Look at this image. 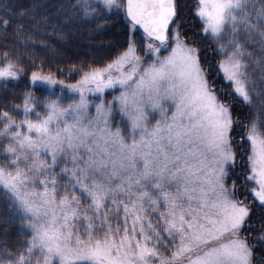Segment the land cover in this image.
Listing matches in <instances>:
<instances>
[{"label":"snow or ice","instance_id":"obj_1","mask_svg":"<svg viewBox=\"0 0 264 264\" xmlns=\"http://www.w3.org/2000/svg\"><path fill=\"white\" fill-rule=\"evenodd\" d=\"M40 7L0 0L4 93L29 70L25 57L36 67L20 102L0 105V207L8 213L0 223L19 225L17 248L7 231L0 236V264H257V251L264 264V227L241 235L254 208L264 217V135L218 99L190 46L198 41L184 38L177 0H62L64 24L99 30L122 13L147 38L139 50L129 39L102 67L81 65L72 84L31 55L46 45L41 32L52 19ZM193 15L226 56L219 68L239 102L252 107L255 96L264 108V74L258 87L244 63L253 56L246 42L258 38L264 51V0H196ZM237 127H247L251 154L239 165L244 182L228 187L243 148Z\"/></svg>","mask_w":264,"mask_h":264},{"label":"trees","instance_id":"obj_2","mask_svg":"<svg viewBox=\"0 0 264 264\" xmlns=\"http://www.w3.org/2000/svg\"><path fill=\"white\" fill-rule=\"evenodd\" d=\"M31 2L32 0H24L26 4H31ZM37 2L42 5L39 9L40 15H47L52 17V19L47 25V31L41 32V35L45 38L46 45H41L38 42L36 50L32 51L31 55L36 60V65L43 62L45 71L51 69L55 73L56 78L64 80L65 84L75 83L80 78L79 69L81 65L102 67L110 62L118 53L125 50L129 39L136 42L138 50L142 46L144 47L147 40L145 34L138 27L133 32L129 27L125 26V23L122 22V13L119 17L113 16L102 29L98 30L95 23L73 22L64 24L63 16H57L60 11L58 6L62 0H37ZM195 3L196 0H177L181 23L183 24L182 30L186 32L184 38L188 40V37H191L193 40L198 41L191 45L199 50L201 66L211 82V87L214 90L217 89L218 98L230 106L233 119L239 120L241 125L248 127H250L252 122H257L259 134L264 135V108L259 106L255 96L253 97L252 107L244 106L235 95L233 86L225 81L219 68V63L226 56L218 52L219 45L217 43L203 38L201 22L193 15ZM194 33L195 35H193ZM9 40L11 42V37ZM241 42L244 43V41ZM221 43H226V40H221ZM0 47H2V44H0ZM227 52L230 53L231 48H228ZM245 52H253L251 58L245 55L244 63L248 65L249 77L251 80L256 81L259 87V80L261 75L264 74V63L258 64L256 61L264 57V51H262V45L258 38L245 43ZM24 62L25 67L29 68V70L21 80L10 82L7 93H4L2 87H0V105H3L7 100H11L12 97H15V102L19 103L21 94L27 90L31 71L36 70V67L30 65L27 57L24 58ZM33 91L37 99L42 98L41 91L35 89ZM106 96L108 99L111 98V95L107 94ZM17 118L19 119V117ZM241 132L244 133L243 137L234 134L235 140L243 145L242 149H237V162L239 165L244 164L249 150V144L246 139L247 127L236 128V133ZM239 165L236 168L242 170V173L237 179L231 178L230 181H227L228 185H232L233 180L236 181L237 185L244 182V174L247 172V168H242ZM236 168L233 174L236 173ZM62 181H65L64 178L58 177V183L63 186L64 183ZM75 194L81 198V205L86 207L88 202L84 196H81L79 192ZM7 216V211L0 207V218H6ZM252 216L248 224L245 225L244 234L254 237L264 227V217L261 216L258 208H254ZM18 228V223H0V236H3L5 231H7V243L12 249L18 247ZM248 229L251 230L247 233ZM20 239H23V237H20ZM256 260L257 264H259V251L256 252Z\"/></svg>","mask_w":264,"mask_h":264},{"label":"rangeland","instance_id":"obj_3","mask_svg":"<svg viewBox=\"0 0 264 264\" xmlns=\"http://www.w3.org/2000/svg\"><path fill=\"white\" fill-rule=\"evenodd\" d=\"M147 39V38H146ZM146 43H147V40H146V42H145V45H144V47H146ZM190 46H192V45H190ZM166 54V53H165ZM226 58H224L223 60H225ZM202 67V66H201ZM203 69V68H202ZM204 70V69H203ZM205 72V71H204ZM221 72H222V70H221ZM222 74H223V72H222ZM208 79V78H207ZM209 81V80H208ZM226 81V80H225ZM228 82V81H227ZM209 84H210V86H211V82L209 81ZM212 88V87H211ZM213 89V88H212ZM214 90V89H213ZM109 91H111V90H109ZM215 91V93H216V95H218L217 94V89L216 90H214ZM113 95H118V93H116V92H113L112 93ZM107 95V93L105 94V96ZM107 97V96H106ZM105 97V99L106 100H111L112 99V96H111V98H106ZM218 97V96H217ZM219 99V98H218ZM220 100V99H219ZM221 101V100H220ZM222 102V101H221ZM223 103V102H222ZM158 118V117H157ZM117 120H118V118H117ZM152 123H155V120L153 119L152 120ZM248 144H249V150H248V155H250L251 154V144H250V141H248ZM237 158H238V156H237ZM246 159H247V157H246ZM238 163V162H237ZM238 165H239V163H238ZM69 167H71V165L69 164L68 165ZM61 167H63V165H61ZM60 171V168H57L56 169V172L58 173ZM242 173V170H240V169H237L236 168V173L235 174H231L230 175V178L228 179V181H230L231 180V178L233 179H237V177H239V175ZM250 174V173H249ZM64 178V180L65 181H62V183H64V185H67V178L66 177H63ZM63 185V186H64ZM227 186L228 187H231V185H228L227 184ZM249 186H251V184H249ZM70 190V189H69ZM79 191L77 190V193H78ZM80 193V192H79ZM85 198V197H84ZM86 199V198H85ZM86 201H87V199H86ZM88 202V201H87ZM83 207V206H82ZM161 211H163L164 209L163 208H161L160 209ZM149 211V219H151L152 220V222H153V224H156L157 223V219H156V214H152L151 213V209H149L148 210ZM253 217V216H252ZM251 217V218H252ZM251 229H248L247 230V233L250 231ZM245 233V229L244 230H242V233H241V235H245L244 234ZM162 239H163V233H162ZM168 244V241H167V239H164V243L160 246V248H159V252H160V255H162V256H165V257H167V256H169L170 255V253H171V247L170 246H168L167 248H165V245H167ZM157 264H158V262H157Z\"/></svg>","mask_w":264,"mask_h":264},{"label":"water","instance_id":"obj_4","mask_svg":"<svg viewBox=\"0 0 264 264\" xmlns=\"http://www.w3.org/2000/svg\"><path fill=\"white\" fill-rule=\"evenodd\" d=\"M125 3H126V0H125ZM139 28V26H137ZM142 32H143V29L142 28H139Z\"/></svg>","mask_w":264,"mask_h":264}]
</instances>
